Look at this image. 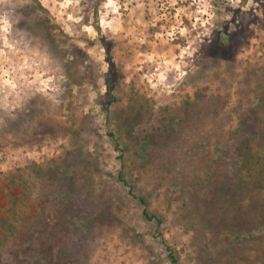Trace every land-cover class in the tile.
Masks as SVG:
<instances>
[{"label": "rangeland", "instance_id": "1", "mask_svg": "<svg viewBox=\"0 0 264 264\" xmlns=\"http://www.w3.org/2000/svg\"><path fill=\"white\" fill-rule=\"evenodd\" d=\"M29 1L0 0V210L10 179L30 188L20 207L30 225L0 264H171L111 178L110 132L129 158L149 136L135 189L181 264H264V171L240 160L264 130V0H38L48 28L24 12ZM75 142L98 161L84 167ZM52 162L70 173L35 178L33 165ZM70 198L73 211L59 203Z\"/></svg>", "mask_w": 264, "mask_h": 264}, {"label": "trees", "instance_id": "2", "mask_svg": "<svg viewBox=\"0 0 264 264\" xmlns=\"http://www.w3.org/2000/svg\"><path fill=\"white\" fill-rule=\"evenodd\" d=\"M24 12L32 17L33 19H36L37 24L44 25L46 28H48L50 21L48 18L43 15L45 9L42 7V5L38 2V0H30L28 4L24 6ZM52 35V34H51ZM66 36L62 30L58 31V34H54L52 36L53 41H63V37ZM102 40H104L102 38ZM105 43V41H104ZM107 50V61L110 64V69L113 66V61L109 53V48L106 47ZM79 55V54H77ZM115 83L113 79H110L108 81V88L109 92L112 90H115ZM111 101L107 104V109L112 108L111 104L115 103L117 101V98L115 97V93H111ZM147 109L149 108L147 104L140 103L139 109ZM237 110V108H236ZM240 112L239 110H237ZM165 114V115H162ZM162 114H158L159 119H164L166 116H169L170 120H173L177 117H179L177 114L169 113V111H164ZM174 124V123H173ZM173 124L170 125V127H173ZM109 135L112 137V142L114 147L120 151L119 155L117 156L118 160V167L113 173H109L111 175V178L117 185H119L121 188L125 189V192L127 196L132 197L136 200L137 204L141 207L140 216L145 219L148 222H152L155 226L156 232H158V235L160 236V243L164 247L167 253V257L170 260L171 264H181L178 260V256L175 253V250L168 245V243L165 241V239L162 236V233L159 231L163 224V218L161 215L157 212H153L149 209V201L140 193H137L135 189V177L133 176V172L135 170L136 164L141 165L148 161L151 152H150V146L151 141L149 136L144 139H138L139 141L136 143L137 147L133 150V157L129 158L124 155V153L129 150V147L126 145H123L119 139H117L113 134L110 132ZM123 141V140H122ZM121 143V144H120ZM124 143V141H123ZM77 150L80 151V155L77 158V161L83 163L82 165L84 167H87L89 165L94 164L98 161V154L95 151H89L88 149L84 148L82 145H77L75 142ZM120 145H123L122 147ZM135 146V145H134ZM240 160H241V167L245 169L247 172L251 171H258L263 172L264 171V130L262 131V134L260 136V141L257 145L256 149H253V147L249 144H247L241 151H240ZM140 161V162H139ZM43 165H33L34 170L32 171L35 178H38L40 180H51V177L48 176V172H64V173H70L71 168L66 166L65 162L59 164L58 162H52L48 163L47 165L42 167ZM13 179V177H11ZM9 180V179H8ZM26 187V182L23 179V177H18V179H13L5 185V194L7 196L8 202L5 206H3L2 210H0V248H5L9 246L10 241L14 240L20 230L21 226L23 227L25 224L30 225L27 223L29 222V219L23 215V211L20 209L21 206H24L26 203V199L28 197V191ZM64 188H60L57 190L59 194L62 193ZM66 198V196H61V199ZM59 200V203L62 207L66 205V208L69 209V211H73V205L74 201L72 198L69 200H66L67 203H63L62 200ZM22 212H21V211ZM23 217L24 220H26L24 223L21 218ZM66 223V224H65ZM64 224L68 226L73 223V228L71 227L70 232L76 231V235L72 237L73 244H78L82 237V232L79 230V227L74 223V221L65 222ZM24 224V225H23ZM70 244H64L62 248H60L58 256L65 258L66 256H69V253L72 250ZM10 248V247H9ZM67 254V255H66ZM264 261V255L259 258H257L256 263L263 262Z\"/></svg>", "mask_w": 264, "mask_h": 264}]
</instances>
